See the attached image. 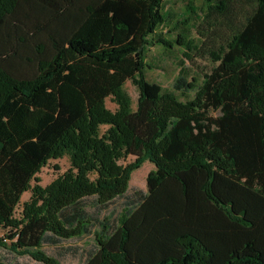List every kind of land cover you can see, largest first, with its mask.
Listing matches in <instances>:
<instances>
[{
	"label": "trees",
	"instance_id": "trees-1",
	"mask_svg": "<svg viewBox=\"0 0 264 264\" xmlns=\"http://www.w3.org/2000/svg\"><path fill=\"white\" fill-rule=\"evenodd\" d=\"M201 2L195 38L191 6L167 31L209 65L168 89L143 75L147 45H172L163 0H0V247L61 264L43 244L89 236L76 264H264V0Z\"/></svg>",
	"mask_w": 264,
	"mask_h": 264
},
{
	"label": "rangeland",
	"instance_id": "rangeland-1",
	"mask_svg": "<svg viewBox=\"0 0 264 264\" xmlns=\"http://www.w3.org/2000/svg\"><path fill=\"white\" fill-rule=\"evenodd\" d=\"M190 6L194 7L197 12L194 17H190L188 19L187 28L190 36L195 38L196 34L194 31V24L198 21V16H202L204 11L201 0H163L162 10L167 13L168 21L156 26L155 31L170 40L172 45L168 47L157 42H152L147 45L145 50L144 62L146 63V66L143 68V75L146 79L156 81L161 86L168 89H171V82L176 75L180 64L190 65L192 63L195 64L197 68L202 69L209 65L207 58L197 57L194 55L193 51H187L190 53L192 62L188 58H184L181 54L182 48L179 44L172 41L174 29H172L173 31H167L168 27H170L172 23L178 21L186 14ZM155 37L156 36L154 35V38ZM217 40V37H214L215 43ZM197 42H199V40H197ZM123 88L130 97L131 106L134 107L138 94L137 85L130 79H126L123 83ZM174 92L182 99L186 97L179 95V93L175 90ZM191 94L192 93H189L187 96H190ZM104 104L110 109H113L115 106L109 97L104 98ZM132 159V155H126L125 157L118 159V162L124 164ZM67 166L68 159L66 156L50 158L39 168L35 175L38 177V182L41 185H44L58 173L65 170ZM151 168H153V163L144 159L136 168L130 171L128 178V190L126 192L127 195H129L131 190L136 187H140L142 189L145 188V175ZM17 211L18 207L14 211L15 215H17ZM1 234L2 229L0 228V235ZM90 243L91 240L89 236L70 237L60 239L55 244H43V249L48 254L55 256L61 264H76L82 260V249L84 247H88ZM0 258L8 264H44L40 261L32 259L28 255L9 253L5 251L3 247H0Z\"/></svg>",
	"mask_w": 264,
	"mask_h": 264
},
{
	"label": "crops",
	"instance_id": "crops-1",
	"mask_svg": "<svg viewBox=\"0 0 264 264\" xmlns=\"http://www.w3.org/2000/svg\"><path fill=\"white\" fill-rule=\"evenodd\" d=\"M28 190H24V191H22L21 192V194H20V201L22 200H25L27 197H28ZM23 196V197H22Z\"/></svg>",
	"mask_w": 264,
	"mask_h": 264
}]
</instances>
